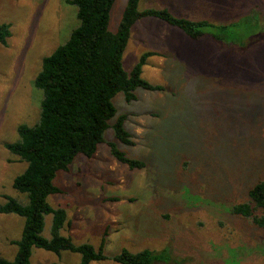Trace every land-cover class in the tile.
<instances>
[{
	"label": "rangeland",
	"instance_id": "obj_1",
	"mask_svg": "<svg viewBox=\"0 0 264 264\" xmlns=\"http://www.w3.org/2000/svg\"><path fill=\"white\" fill-rule=\"evenodd\" d=\"M67 1L0 0V25L11 26L8 47L0 44V206L6 197L27 203L13 188L27 165L5 144L19 139L20 125L39 119L42 92L35 79L43 60L78 26L77 7ZM127 3L115 0L111 32L117 33ZM139 9H167L217 27L233 24V35L193 41L157 19L134 25L124 70L130 74L144 53H157L143 78L165 91L138 89L131 103L118 95L111 124L126 114L135 146L117 141L112 129L104 138L147 168L129 170L106 143L92 158L77 156L54 180L61 193L48 197L53 208L67 211L62 234L98 251L108 230L106 256L166 254L168 261L154 264H264V228L231 212L264 181V0H142ZM52 222L51 215L45 218L47 239ZM24 224L22 217L0 214V258L15 259L13 242ZM31 261L80 264L81 256L34 248Z\"/></svg>",
	"mask_w": 264,
	"mask_h": 264
},
{
	"label": "trees",
	"instance_id": "obj_2",
	"mask_svg": "<svg viewBox=\"0 0 264 264\" xmlns=\"http://www.w3.org/2000/svg\"><path fill=\"white\" fill-rule=\"evenodd\" d=\"M142 0H128L117 33L109 30L110 13L115 0H68L77 7L78 26L69 39L43 60L35 79V87L42 92L40 116L33 125L18 127L19 139L5 144L6 150L27 166L14 179L13 188L26 195L27 203L6 197L0 206V214L17 215L25 221L22 237L13 242L18 252L13 261L0 258V264H32L33 249L51 252L59 257L64 252L79 254L80 264L112 261L116 264H154L165 261L166 254L156 255L150 250L132 253L128 250L114 257L104 254L108 230L103 235L99 250L91 244H76L72 237L64 236L67 211L53 208L48 197L61 193L54 184L59 172H68L79 155L92 158L105 134L112 129L117 141L135 146L132 134L125 128L128 119L117 116L114 99L122 94L127 103L137 101L136 91L163 92L165 88L153 85L143 78L147 60L159 56L144 53L132 72L123 67V57L134 25L143 19L160 20L179 29L193 41L210 36L233 35L234 25L217 27L207 21H191L178 18L167 9L140 10ZM259 27V24H258ZM11 26L0 25V44L8 47ZM252 30L256 29L257 26ZM111 156L129 170H143L147 164L130 159L115 142L106 143ZM249 200L232 207L231 212L264 228V181L249 190ZM117 201V200H114ZM53 217L51 238L43 237L45 218ZM168 261V259H167ZM60 264V263H51Z\"/></svg>",
	"mask_w": 264,
	"mask_h": 264
},
{
	"label": "crops",
	"instance_id": "obj_3",
	"mask_svg": "<svg viewBox=\"0 0 264 264\" xmlns=\"http://www.w3.org/2000/svg\"><path fill=\"white\" fill-rule=\"evenodd\" d=\"M73 239V238H72ZM74 240V239H73Z\"/></svg>",
	"mask_w": 264,
	"mask_h": 264
}]
</instances>
